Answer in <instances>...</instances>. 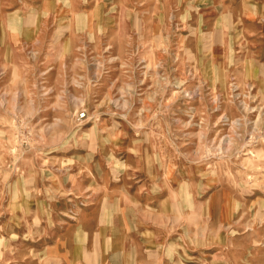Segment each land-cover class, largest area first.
<instances>
[{
    "label": "rangeland",
    "instance_id": "rangeland-1",
    "mask_svg": "<svg viewBox=\"0 0 264 264\" xmlns=\"http://www.w3.org/2000/svg\"><path fill=\"white\" fill-rule=\"evenodd\" d=\"M0 16V264H264V0Z\"/></svg>",
    "mask_w": 264,
    "mask_h": 264
},
{
    "label": "crops",
    "instance_id": "crops-1",
    "mask_svg": "<svg viewBox=\"0 0 264 264\" xmlns=\"http://www.w3.org/2000/svg\"><path fill=\"white\" fill-rule=\"evenodd\" d=\"M5 16H0V19L2 18V19H5L4 18ZM1 21V20H0ZM3 45L2 46H0V50H1V54H0V60L3 58V56L5 55H7V54H9V53H11V47H8V49H6L7 47H5V45H4V43H2ZM8 51V52H7ZM17 54V53H16ZM1 68H2V65H0V70H1Z\"/></svg>",
    "mask_w": 264,
    "mask_h": 264
},
{
    "label": "built area",
    "instance_id": "built-area-1",
    "mask_svg": "<svg viewBox=\"0 0 264 264\" xmlns=\"http://www.w3.org/2000/svg\"><path fill=\"white\" fill-rule=\"evenodd\" d=\"M81 117H84V114L83 113L81 114Z\"/></svg>",
    "mask_w": 264,
    "mask_h": 264
},
{
    "label": "bare ground",
    "instance_id": "bare-ground-1",
    "mask_svg": "<svg viewBox=\"0 0 264 264\" xmlns=\"http://www.w3.org/2000/svg\"><path fill=\"white\" fill-rule=\"evenodd\" d=\"M260 111V110H259Z\"/></svg>",
    "mask_w": 264,
    "mask_h": 264
}]
</instances>
